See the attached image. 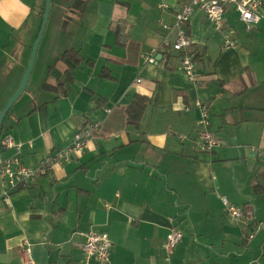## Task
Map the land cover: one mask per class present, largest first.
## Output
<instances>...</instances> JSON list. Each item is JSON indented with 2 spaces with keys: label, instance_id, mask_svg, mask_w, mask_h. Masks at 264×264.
<instances>
[{
  "label": "crops",
  "instance_id": "obj_1",
  "mask_svg": "<svg viewBox=\"0 0 264 264\" xmlns=\"http://www.w3.org/2000/svg\"><path fill=\"white\" fill-rule=\"evenodd\" d=\"M186 3L51 0V34L40 46L45 82L30 111L5 120L0 143L21 144L24 164L36 167L90 124L100 128L82 155L9 200L0 179V264H25L27 247L33 264H103L82 250L90 230L111 241L109 264H264V20L249 32L227 7L224 27L238 47L225 49L223 34L196 10L186 27L193 83L179 70L175 31L163 28ZM41 6L0 0V77L15 85L0 113L26 74ZM137 96L149 103L133 126L127 111ZM197 100L210 107L221 142L212 152L199 144ZM224 199L253 226L233 218ZM173 228L183 237L168 252Z\"/></svg>",
  "mask_w": 264,
  "mask_h": 264
},
{
  "label": "built area",
  "instance_id": "obj_2",
  "mask_svg": "<svg viewBox=\"0 0 264 264\" xmlns=\"http://www.w3.org/2000/svg\"><path fill=\"white\" fill-rule=\"evenodd\" d=\"M232 6L239 14L240 21L245 24L247 31H252L253 28L264 20V3L262 0H187V3L175 14V24L169 27L163 24V28L170 31H175V43L173 49L180 56L179 70L187 77L190 82L196 83L199 81L195 67V56L192 50V40L187 34L186 27L189 24L194 12L201 10L209 22L214 26L215 30L223 34L224 48L236 49L238 47L233 33L224 27V13L227 7ZM166 9V7H165ZM146 61L151 64L157 62L154 54H150ZM197 109L201 112V120L199 121L200 147L204 152H212L216 147L221 145L216 133L211 131V109L200 100L195 103ZM99 124L92 123L83 131L75 134L73 141L58 150L53 154L45 156L36 167H28L24 164L22 158V145L16 143L13 139L7 138L1 142L3 151L11 150L14 152L12 156L4 157L0 154V179L3 182V197L9 200L10 196L28 185L31 181L38 177H44L53 172L56 166H62L69 162L73 156L82 155L88 147V144L93 140L94 133L99 131ZM181 140L184 137L180 136ZM228 212L237 221H240L245 228H251L253 222L246 219L245 213L238 207L230 204L227 199H224ZM257 228V227H256ZM257 230H260L257 229ZM249 233L247 238L252 240L255 233ZM84 243L82 250L87 256V259H97L103 264H109L111 259V241L96 234L90 230L82 234ZM182 233L176 229H171L167 236L166 249L168 252L179 244L182 240ZM25 264H33L31 249L27 247L23 251Z\"/></svg>",
  "mask_w": 264,
  "mask_h": 264
},
{
  "label": "rangeland",
  "instance_id": "obj_3",
  "mask_svg": "<svg viewBox=\"0 0 264 264\" xmlns=\"http://www.w3.org/2000/svg\"><path fill=\"white\" fill-rule=\"evenodd\" d=\"M41 1H42V6L41 7H43L44 5L46 6V0H41ZM51 23H52V21H51ZM47 27H48V25H47ZM242 28H243V26H242ZM240 29H241V27H240ZM46 30H47V31H45L46 36H50V34H51L50 33L51 32L50 25H49V28H47ZM243 31H244V28H243ZM44 36H45V34H44ZM55 37L56 36H54V38ZM42 41H41V43H42ZM40 46H41V44H40ZM50 49H53V44H51ZM32 50H33V48H32ZM42 50H44V47L41 50H40V47H39V51H38V54H37L35 67H34V70H33L32 76H31L30 87H29V89H27L25 91L23 96L15 103V105L13 106V108L11 109L9 114L7 115V117H6V119H7L6 125H8V123L11 121V119L13 117L22 115L23 113H25V111L28 112V111H30L32 109L33 99L38 94L37 93L38 88H40L43 85V83L45 82V78H40L41 68H44L43 67L44 66V60H43L44 59V55H43V51ZM31 56H32V51H31ZM53 57L54 56H52V61H53ZM30 59H31V57H30ZM41 77H43V76H41ZM6 79H7L6 77H0V105H3V103L5 101L4 96L8 95L12 91V89L15 87V85H13L11 82H9V80H6ZM8 79H10V77H8ZM37 84L39 85V87L35 88ZM232 175L233 174L231 173L230 177H232ZM213 199H215V198H212V201H213ZM215 206H223L222 200L219 203L215 204ZM260 235L261 234H259L258 237Z\"/></svg>",
  "mask_w": 264,
  "mask_h": 264
},
{
  "label": "water",
  "instance_id": "obj_4",
  "mask_svg": "<svg viewBox=\"0 0 264 264\" xmlns=\"http://www.w3.org/2000/svg\"><path fill=\"white\" fill-rule=\"evenodd\" d=\"M50 11H51V1L46 0L45 13H44L41 29H40V32L37 36L35 44L33 46L32 56H31L26 74L24 76V79H23L20 87L16 91V93L12 96V98L6 104L5 108L0 113V137H1L2 132H3L4 122H5L7 115L9 114V112L11 111V109L13 108L15 103L23 96V94L25 93V91L27 90V87L29 85V82H30V79H31V76H32V73H33V70L35 67L39 47H40L41 41L44 37L45 31L47 29Z\"/></svg>",
  "mask_w": 264,
  "mask_h": 264
},
{
  "label": "trees",
  "instance_id": "obj_5",
  "mask_svg": "<svg viewBox=\"0 0 264 264\" xmlns=\"http://www.w3.org/2000/svg\"><path fill=\"white\" fill-rule=\"evenodd\" d=\"M45 11V10H44ZM44 15V14H42ZM118 33V37H119V43L121 44L120 42V32L117 31ZM73 53L72 55H75L74 57L76 59L77 56L75 52H71ZM63 58H65V55H63ZM45 89L48 87L47 84H45L43 86ZM97 104L100 102L99 100H96ZM149 103V99L146 98V97H142V96H137L134 103L129 107L127 113H128V123L129 125H133V126H138L140 121H141V118L143 116V113L147 107V104ZM96 104V103H95ZM4 129V127H3ZM2 139V135L0 137V140ZM2 153V148H1V143H0V154Z\"/></svg>",
  "mask_w": 264,
  "mask_h": 264
}]
</instances>
